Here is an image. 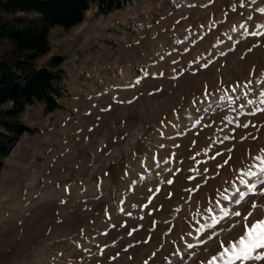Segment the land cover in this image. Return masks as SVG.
I'll use <instances>...</instances> for the list:
<instances>
[{
    "label": "rangeland",
    "instance_id": "obj_1",
    "mask_svg": "<svg viewBox=\"0 0 264 264\" xmlns=\"http://www.w3.org/2000/svg\"><path fill=\"white\" fill-rule=\"evenodd\" d=\"M124 4L50 30L72 93L23 113L0 264H264V0Z\"/></svg>",
    "mask_w": 264,
    "mask_h": 264
},
{
    "label": "trees",
    "instance_id": "obj_2",
    "mask_svg": "<svg viewBox=\"0 0 264 264\" xmlns=\"http://www.w3.org/2000/svg\"><path fill=\"white\" fill-rule=\"evenodd\" d=\"M126 1L0 0V172L15 143L34 131L22 119L26 107L40 102L51 113L72 93L65 57L51 54L50 30L77 26L93 6L107 15Z\"/></svg>",
    "mask_w": 264,
    "mask_h": 264
},
{
    "label": "snow or ice",
    "instance_id": "obj_3",
    "mask_svg": "<svg viewBox=\"0 0 264 264\" xmlns=\"http://www.w3.org/2000/svg\"><path fill=\"white\" fill-rule=\"evenodd\" d=\"M261 31H264V25L260 26ZM252 35H260V32H253ZM246 126V125H245ZM261 184H264V179L261 180ZM255 187V186H253ZM243 195V194H242ZM235 203H240L241 201H234ZM255 207V205H253ZM236 216L240 213L236 212ZM237 245H233L235 249ZM239 251L235 253L236 259H248L253 250L264 249V226L261 223H256L252 225L251 230L247 233V239H241L239 241ZM255 260H264V255H257L254 257Z\"/></svg>",
    "mask_w": 264,
    "mask_h": 264
}]
</instances>
